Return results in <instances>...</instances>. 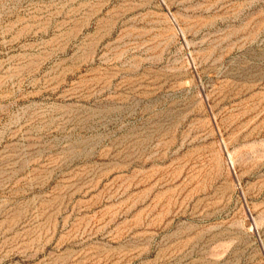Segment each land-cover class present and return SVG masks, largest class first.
<instances>
[{
  "label": "rangeland",
  "instance_id": "374dc122",
  "mask_svg": "<svg viewBox=\"0 0 264 264\" xmlns=\"http://www.w3.org/2000/svg\"><path fill=\"white\" fill-rule=\"evenodd\" d=\"M0 264H264V0H0Z\"/></svg>",
  "mask_w": 264,
  "mask_h": 264
}]
</instances>
